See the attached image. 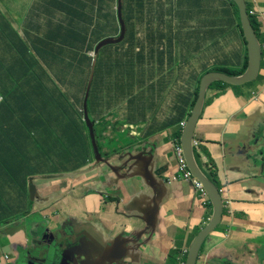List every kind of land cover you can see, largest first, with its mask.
I'll return each mask as SVG.
<instances>
[{
	"label": "crops",
	"instance_id": "0c3cea01",
	"mask_svg": "<svg viewBox=\"0 0 264 264\" xmlns=\"http://www.w3.org/2000/svg\"><path fill=\"white\" fill-rule=\"evenodd\" d=\"M0 1L2 7L7 0ZM155 2L173 12L150 32L142 24L140 39L148 43L156 64L164 62L160 75L132 76L130 92L122 95L117 79L100 78L102 87L93 100L101 152L116 172L97 165L91 152L86 164L74 170L42 173V143H8L15 142L13 136L0 129V250L13 264H37L35 259L45 257L52 262L54 251L77 254L82 264H170V249L176 244L187 248L212 215V205L193 183L170 181L178 173L172 139L183 112L173 109L170 87L178 69L199 75L204 68L242 69L247 48L240 14L231 0ZM58 5L79 17L90 15L74 0ZM254 7L264 37V0H254ZM263 54L248 95L228 88L216 96L217 89H210L196 125L199 155L213 159L222 198L231 203L206 237L197 264H264ZM147 78L160 81L152 85L161 96L156 104H136L138 94L149 96L143 91ZM116 100L122 106L135 104L121 121L113 114ZM125 123L133 128L127 132L130 140L122 144L115 137L116 145L107 144L108 131L125 132ZM79 144H69L65 155ZM123 148L137 156L133 168L139 176L125 178L118 170Z\"/></svg>",
	"mask_w": 264,
	"mask_h": 264
},
{
	"label": "trees",
	"instance_id": "16d2710c",
	"mask_svg": "<svg viewBox=\"0 0 264 264\" xmlns=\"http://www.w3.org/2000/svg\"><path fill=\"white\" fill-rule=\"evenodd\" d=\"M58 1L60 0H35L34 6L25 18L23 36L19 30L10 27L4 15L0 13V129H6L13 136L15 142L11 141L12 143H27V145L42 143V167L53 165L55 161L68 157L65 155L66 148L62 151L57 143H80L72 154L79 156L80 160L61 169L69 171L86 164L92 152L87 128L78 113L83 88L91 71L92 56H89L87 52L94 51L98 42L107 36L118 34L115 37L117 39L120 27L117 12L113 10L117 0H74L77 7L87 9L94 15L97 37L91 24H81L75 28L73 21L78 19V14L60 11L57 7L59 6ZM233 4L239 13L237 5L234 2ZM247 4L250 13L253 4L249 1ZM172 12L173 9L163 8L155 0H122L125 36L120 43L100 46L95 69L91 71L93 78L87 100V112L92 123L96 119L93 113V100L98 99V93L102 87L99 77L102 80L109 78L110 76L106 73L119 70L126 65L138 71L137 75L126 76L128 79L132 76L139 78L141 75L153 77L160 75L159 71L164 62L161 65L156 64L149 55L148 43L144 44L140 39L144 28L142 24L145 25V33L150 32L157 28L156 21L161 19L162 22L165 16ZM42 17L43 27L39 24L42 22ZM250 19L255 34L262 43L264 37L259 32L260 22L251 14ZM241 28L240 24V31L243 33ZM37 45H43L42 50L34 52L39 57L38 61L29 53L30 48ZM72 52L77 61L78 71L75 73L77 77H67L61 74L59 69L55 70L54 65L51 66L58 59L66 62V58H72ZM34 62L37 65L43 63L44 67H35ZM246 68L247 55L242 69L233 71L225 68L215 71L238 75ZM202 75H199L198 71L177 70L176 79L170 90H172L171 97L174 99L173 109L183 111L177 117L178 122L192 108ZM222 82L226 83L224 81L212 82L208 91L216 88V96L223 94L228 88L220 86ZM145 84L147 85L143 91L149 93L151 98L140 93L135 96L136 104H156L161 95L159 91L153 89L155 85L152 84L160 86V81L152 83V78H147ZM213 84L215 87H212ZM127 87L129 91L132 86L128 83ZM187 99H189V104ZM207 100L208 94L204 104ZM130 108L131 105L128 109L132 111L133 109ZM95 134L98 149L101 151L100 134L97 131ZM180 135L181 127L174 132L172 141L180 140ZM194 157L201 170L220 188L221 183L213 159L202 160L196 149H194ZM50 172L58 171L43 173ZM176 254L178 256L179 253L172 252L171 263H175Z\"/></svg>",
	"mask_w": 264,
	"mask_h": 264
},
{
	"label": "water",
	"instance_id": "95a60500",
	"mask_svg": "<svg viewBox=\"0 0 264 264\" xmlns=\"http://www.w3.org/2000/svg\"><path fill=\"white\" fill-rule=\"evenodd\" d=\"M231 1L234 2L239 8L241 25H242L241 29L243 32V37L245 39L246 48H247L248 64L246 70L239 75H231L222 71H208L202 75V77L200 78L197 98L195 99V103L186 119V124L181 133L182 135L180 137V141L188 167L191 170L192 174L202 182V185L213 207V212L208 222L198 232V234L195 236V238L193 239V241L189 246L185 264H197V259L199 257L200 249L201 246L203 245L204 240L213 230H215V228L221 222L224 211V201L222 198V194H220L219 188L201 170L194 157L193 140L195 135V129L201 115V111L204 105L208 87L214 81H224L226 83H230L233 85H243L245 83H248L256 79L261 68V61H262L261 46L255 34V31L252 27V22L247 11L248 7L246 0H231ZM116 12H117L118 22L120 25L119 37L116 39L115 37L110 36L104 38L99 42V44L95 47L92 54L91 71L95 69L97 52L100 46H105L111 43H115V44L120 43L125 36L126 30H125V23L122 17V0H117ZM91 71L89 72L87 77L84 95L82 99L83 120L85 121V127L87 128L88 131L94 162L97 165L103 163L110 171L116 172L117 167L115 168L112 164L106 162L103 153L99 151L97 147L93 124L90 121L87 113L86 101L88 97L90 83L93 77ZM140 154L141 153L139 152L138 155ZM136 157L137 156L135 154L131 153L129 148H123L120 154L118 155V158L122 159L121 162L119 163V165L121 166L118 167L120 169L118 170L122 172L121 174H123L125 178H131L140 175L139 173H136L133 168V164H134L133 160ZM33 194H34V187L31 185L29 187V198L32 199ZM40 252L42 253L41 250ZM53 254H54V259L52 262H50L47 257H45V259H35V262L37 264H82L81 260L77 259V254L72 253L68 255L64 251H62L61 253H57L54 251ZM73 255L74 258L72 259ZM21 263L26 264V261H21ZM28 264H33V263L29 262Z\"/></svg>",
	"mask_w": 264,
	"mask_h": 264
},
{
	"label": "rangeland",
	"instance_id": "374dc122",
	"mask_svg": "<svg viewBox=\"0 0 264 264\" xmlns=\"http://www.w3.org/2000/svg\"><path fill=\"white\" fill-rule=\"evenodd\" d=\"M30 6H34V0H31V1H29V0H7L2 4V7L0 5V12L4 15V18L7 21V23L9 24V26L12 27L13 29L19 30V32L22 35V33L24 32L23 26L26 22L25 18H24V14L26 13V11L28 10V8ZM39 24L43 27V17H42V22H39ZM263 58H264V54H263ZM65 61L67 63L63 62V61L58 62L56 67H55V70L59 69V72L61 74L66 75L67 77H77L78 75H76L75 73L78 70H77L76 59H75L74 55L72 56V58H66ZM55 64H56V61L53 64H51V66H53ZM125 64H127V62ZM126 69H128V71H126ZM209 69H211V68H204L205 71H208ZM137 72L138 71H135L133 68L131 69L128 65H126L125 67H121L119 70L111 71V72L106 73V74H108L111 78L117 79V81L119 83L118 84L119 93L122 95L124 92L125 93L130 92V90L128 91V87H127L129 79L126 76L137 75ZM165 76H169V75H165ZM99 78H101V77H99ZM259 79H262V76H259ZM219 85L223 86V87L230 88L237 93H245V97H246L248 95L246 92H248V90L252 89L254 84L253 83H247L244 86H242V85H233L230 83H223L222 82ZM212 87H215V85L213 84ZM129 105H131L130 109L135 108L134 102H128L126 104V106H122V105H120L118 100H116L115 106H114L115 110L113 111V114L120 121L124 120L125 119L124 111L126 109H128ZM164 105H166V103ZM78 113H80L81 120H82L83 124L85 125V121L83 120L82 111L78 112ZM125 114H127V111ZM93 119H94V117H93ZM125 127H126L125 132H121V133H118L115 131H108V135L106 136V143L116 145L117 143H112L113 141H115V140H113L115 137L120 138L123 142L122 144H125L126 142H128L130 140V137L127 135V132L132 133L131 131L133 128L131 126H129L128 123H125ZM135 136H137V134ZM8 143H12V142L9 141ZM57 144L62 145L63 148H67V146L69 145V143H57ZM144 148L145 147H143L142 149H144ZM79 160H80L79 156L71 155L69 157H66L65 159H61V160L54 162L53 165L42 167V173L45 171H54V170L63 171L61 169H63L64 166H66L68 164L70 165L73 162H78ZM261 227L264 228V225H262ZM173 251H177L179 253L181 251V245L176 244L175 247L172 248V250L170 249V251L167 255L168 256L167 257L168 262L170 264H178L177 254L175 255V263H171V257H172ZM229 255H230V253H229Z\"/></svg>",
	"mask_w": 264,
	"mask_h": 264
},
{
	"label": "clouds",
	"instance_id": "9594fccd",
	"mask_svg": "<svg viewBox=\"0 0 264 264\" xmlns=\"http://www.w3.org/2000/svg\"><path fill=\"white\" fill-rule=\"evenodd\" d=\"M247 1H249V0H246V3H247ZM232 2V1H231ZM249 2H251V1H249ZM116 3H117V1H116ZM252 4H253V7H254V3L253 2H251ZM31 7L32 6H30L29 8H28V10L26 11V13L24 14V18H26L27 17V14H28V12H29V10L31 9ZM238 7V6H237ZM247 7H248V4H247ZM116 10V7L114 8V6H113V10ZM239 9V8H238ZM253 9V8H252ZM86 12H89L87 9H84ZM247 11H248V8H247ZM1 13V12H0ZM90 13V15H87V14H82L81 15V17H78V19H76L75 21H73V26L75 27V28H77L78 26H80L81 24H91L92 25V30H93V32H94V34L96 35V37H97V34H96V23H95V17H94V15L91 13V12H89ZM116 13V12H115ZM239 14H240V12H239ZM248 14H249V17H250V13L248 12ZM122 17H123V15H122ZM256 18L258 19V17L256 16ZM124 20V19H123ZM259 21V20H258ZM124 23H125V20H124ZM118 24H119V22H118ZM119 27H120V25H119ZM118 34H116V35H114V36H112V37H116ZM107 37H110V36H107ZM107 37H105V38H107ZM104 39V38H103ZM102 39V40H103ZM101 41V40H100ZM99 41V42H100ZM98 42V43H99ZM262 43H263V41H262ZM262 43H260V46H262ZM43 49V45H37V46H33V47H31L30 48V50H29V53L31 54V56L32 57H34V59L36 60V61H38V59H39V57L38 56H36L35 55V53L34 52H37L38 50H42ZM69 52H71V51H69ZM261 52H262V54H263V50H262V47H261ZM93 54V51L91 50L90 52H87V54L89 55V56H92V54ZM72 54H73V52H72ZM74 55V54H73ZM75 57V56H74ZM61 61H63V60H61ZM59 59L56 61V64L54 65V68L56 67V65H57V63L58 62H61ZM34 66L35 67H40V68H43L44 66H43V63H39V65H37L35 62H34ZM76 66H77V61H76ZM244 72V71H243ZM242 72V73H243ZM241 73V74H242ZM239 75V74H238ZM93 78V77H92ZM87 81V80H86ZM92 81V80H91ZM91 84L92 83H90V87H89V91H90V88H91ZM246 84V83H245ZM244 85V84H243ZM85 86H86V83H85ZM209 88V87H208ZM84 90H85V87L83 88V93H82V96H81V106L79 105V111L81 112L82 111V99H83V95H84ZM198 90H199V88H198ZM208 94V90H207V93H206V95ZM255 93H253V95H254ZM88 97H89V92H88ZM88 97H87V100H88ZM196 98H197V96H196ZM195 98V99H196ZM205 102V101H204ZM195 103V102H194ZM86 104H87V101H86ZM194 105V104H193ZM193 107V106H192ZM192 109V108H191ZM191 109H190V111H191ZM190 111H189V113H190ZM202 112V111H201ZM88 113V112H87ZM189 113L180 121V123L182 122V121H184L185 122V124H186V119H187V117H188V115H189ZM201 116V115H200ZM89 117V116H88ZM93 124V129H94V133H95V128H94V122L92 123ZM130 126V125H129ZM185 126V125H184ZM184 126L182 127L181 125H180V127H181V133H182V130H183V128H184ZM182 135V134H181ZM181 135H180V137H181ZM194 138H195V135H194ZM197 138V137H196ZM198 139V138H197ZM199 140V139H198ZM95 141H96V134H95ZM174 142V141H173ZM200 143H201V141H199ZM180 143H181V141H180ZM96 144H97V142H96ZM175 144V143H174ZM182 146V145H181ZM98 147V146H97ZM199 147H200V145H199ZM92 149V148H91ZM183 149V148H182ZM195 149V148H194ZM173 151H174V147H173ZM198 152L199 151H201L200 150V148H199V150H197ZM175 154V153H174ZM92 157H93V153H92ZM185 157V156H184ZM175 158H176V155H175ZM176 161H177V158H176ZM187 162V161H186ZM177 166H178V164H177ZM189 168V167H188ZM191 171V170H190ZM193 175V174H192ZM173 177V176H172ZM172 177L170 178V181H181V180H173L172 179ZM193 177H195L194 175H193ZM196 178V177H195ZM197 179V178H196ZM197 180H199V179H197ZM186 181V180H185ZM200 181V180H199ZM191 183H193V181H190ZM201 182V181H200ZM201 184H202V182H201ZM193 185H194V187L197 189V187L195 186V184L193 183ZM203 186V185H202ZM204 188V187H203ZM222 189L223 188H219V191H220V194H222ZM198 190V194L200 195V196H202V197H204L205 198V201L208 203V204H210V205H212V203H211V201H210V199H209V197H208V195H207V193L204 195L199 189H197ZM205 190V189H204ZM206 192V191H205ZM223 201H224V211H223V214H224V212L226 211V209H227V211L229 212V208H230V206H231V203L229 202V201H227L226 199H223ZM50 213L52 214V213H54V211H50ZM211 217V216H210ZM209 217V218H210ZM209 220V219H208ZM208 220L206 221V223L208 222ZM205 223V224H206ZM204 224V225H205ZM28 225H29V223H28ZM203 228V227H202ZM195 238V237H194ZM193 241V240H192ZM205 241V240H204ZM191 244V243H190ZM203 244H204V242H203ZM190 246V245H189ZM189 246L187 247V248H181V251L179 252V254H178V256H177V259H178V264H182V262L185 264V262H186V258H187V254H188V250H189ZM202 247H203V245L201 246V249H200V252H201V250H202ZM184 249H186L187 250V252L186 253H184L183 254V250ZM1 251V250H0ZM3 252V251H2ZM5 253V252H4ZM9 256V255H8ZM9 260H10V262H11V264H13L12 263V261H11V258L9 257Z\"/></svg>",
	"mask_w": 264,
	"mask_h": 264
},
{
	"label": "built area",
	"instance_id": "2783aa9c",
	"mask_svg": "<svg viewBox=\"0 0 264 264\" xmlns=\"http://www.w3.org/2000/svg\"><path fill=\"white\" fill-rule=\"evenodd\" d=\"M251 2L254 3V0H249ZM251 15H253L254 17L257 16L255 7H253V9L250 12ZM262 50H264V39H263V43H262ZM180 125L183 127L185 125V122L182 121L180 123ZM174 153L176 155L177 158V164H178V173L175 174L172 179L173 180H186V181H193V183L195 184V186L197 187V189H199L204 195L206 194L201 182L199 180H197L195 177H193L192 172L190 171V169L188 168V164L186 162V159L184 157L183 154V149L180 143V140L178 141H174ZM199 140L197 138H194L193 140V146L194 148L197 150H199ZM187 250L184 249L183 250V254L186 253ZM0 264H11L10 260H9V256L7 253H4L2 251H0ZM182 264H184L182 262Z\"/></svg>",
	"mask_w": 264,
	"mask_h": 264
}]
</instances>
